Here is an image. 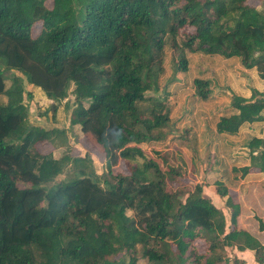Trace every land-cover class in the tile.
Instances as JSON below:
<instances>
[{
  "label": "trees",
  "instance_id": "16d2710c",
  "mask_svg": "<svg viewBox=\"0 0 264 264\" xmlns=\"http://www.w3.org/2000/svg\"><path fill=\"white\" fill-rule=\"evenodd\" d=\"M46 1L0 0V264H246L226 247L264 264V242L239 226L240 203L224 181L213 184L229 224L201 183L167 188L181 167L162 169L139 146L168 134L171 108L155 95L166 43L173 73L199 52L235 58L264 79V0ZM210 81L195 77L193 94L209 99ZM25 82L53 101V116L72 93L69 123L104 153V172L88 153L38 150L64 131L28 122ZM230 107L215 122L218 138L264 125L263 92L233 94ZM243 144L248 162L232 167L234 178L264 175V136ZM119 160L125 175L112 170Z\"/></svg>",
  "mask_w": 264,
  "mask_h": 264
},
{
  "label": "rangeland",
  "instance_id": "374dc122",
  "mask_svg": "<svg viewBox=\"0 0 264 264\" xmlns=\"http://www.w3.org/2000/svg\"><path fill=\"white\" fill-rule=\"evenodd\" d=\"M248 2L259 6L260 0ZM46 4L50 6L51 0H47ZM39 25L40 23L35 25L34 33L38 32ZM185 30L190 31L191 28L186 27ZM172 55V49L166 43L157 58L161 73L159 91L155 93L160 98L165 96L171 108L170 123L166 129L168 134L160 142L143 143L139 146L144 156L155 160L162 169L177 165L181 167L184 175L179 180L168 182L167 188L189 191L195 183H201L203 192L214 200L213 203L221 204L229 224V212L224 203H220V197L213 184L216 179L224 181L242 205V215L238 218L239 226L257 232L258 238L264 242V231L258 228L259 220L264 224V192L260 185V175L253 169L245 177L234 178L231 170L234 165L247 164V151L243 143L252 135L264 136V125L262 122L254 123V127L245 126V129H241L236 135H223L220 138L214 133L217 119L231 109V96L239 94L250 97L253 89L264 93V79L258 76L254 68H244L235 58L199 52H187V70L173 73ZM195 77L211 80L213 92L209 99L201 100L193 94ZM6 82L10 83L9 80ZM26 86L25 82L27 90ZM31 91L32 98L25 99L29 110L28 122L46 129L57 127L64 131L54 136V146L46 141L37 143L38 150L42 153L51 152L57 158L63 153L72 156L88 153L95 170L98 173L104 172V153L83 135L79 125L69 123L70 112L74 107L72 93L69 92L67 98L57 102V110L53 116V101L45 99L46 96L40 88ZM2 98L4 97H0V100ZM112 170L125 175L129 172V163L119 160ZM68 172L65 171L58 178H63ZM128 214H131V211H128ZM196 244L200 251L204 250L203 240L197 239ZM225 253L230 258L237 256L231 247H226ZM247 257L248 255H244V258Z\"/></svg>",
  "mask_w": 264,
  "mask_h": 264
},
{
  "label": "crops",
  "instance_id": "0c3cea01",
  "mask_svg": "<svg viewBox=\"0 0 264 264\" xmlns=\"http://www.w3.org/2000/svg\"><path fill=\"white\" fill-rule=\"evenodd\" d=\"M26 88L28 89V90H32V89H34V88H32V86L30 85V84H27V86H26ZM37 89H39V88H35V90L37 91ZM45 99H47V98H45ZM47 100H49V99H47ZM214 133H216V131H215V127H214ZM257 175H260L259 177L261 178L260 179V181H262L263 179H264V175H262V173H256ZM261 185V184H260ZM214 201V200H213ZM212 201V202H213ZM219 201H220V203H224V201L220 198L219 199ZM215 204V203H214ZM217 207H219V208H222V207H220V205L221 204H215ZM240 207H241V212H240V216L242 215V211H243V208H242V205L240 204ZM240 216H239V218H240ZM248 230H250V229H248ZM251 231V230H250ZM252 232V231H251ZM254 233V232H253ZM255 233H257V232H255ZM254 233V234H255ZM235 250V255H237V257H239V258H241V259H243V260H245L246 261V263H249V264H255V262H254V260H253V256H252V252L251 251H249V250H244V251H238V250H236V249H234ZM244 255H248V257L247 258H244ZM251 256H252V258H251Z\"/></svg>",
  "mask_w": 264,
  "mask_h": 264
}]
</instances>
